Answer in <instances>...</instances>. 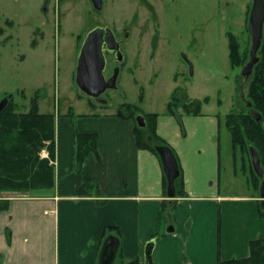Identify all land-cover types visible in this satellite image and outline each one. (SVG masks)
Listing matches in <instances>:
<instances>
[{"label":"crops","instance_id":"obj_1","mask_svg":"<svg viewBox=\"0 0 264 264\" xmlns=\"http://www.w3.org/2000/svg\"><path fill=\"white\" fill-rule=\"evenodd\" d=\"M156 114V134L176 157L184 197H167L161 161L137 146L134 120L115 112L58 114L54 188L26 198L3 197L8 206L0 211V264H97L108 236L119 240L117 261L143 264L150 239L156 240L154 264L246 258L249 243L264 237L260 196L254 187L231 193L221 186V116ZM77 134L96 136V152L80 172ZM85 181L96 186V194H79ZM169 226L172 233H166Z\"/></svg>","mask_w":264,"mask_h":264},{"label":"rangeland","instance_id":"obj_2","mask_svg":"<svg viewBox=\"0 0 264 264\" xmlns=\"http://www.w3.org/2000/svg\"><path fill=\"white\" fill-rule=\"evenodd\" d=\"M101 1L98 11L89 0H0V101L11 96L20 113L37 96L38 112L54 116L116 113L123 104L146 114L167 111L178 91L179 102L199 101L200 112L221 116V186L231 193L254 190L249 156L233 148L225 127L226 115L245 111L240 72L250 48L252 0H148L150 12L142 0ZM137 14L148 16L147 24L141 35L131 28L115 87L103 92V102L90 103L75 82L80 46L95 26H119ZM228 33L246 56L237 68L229 62ZM174 111L183 113L180 106ZM31 195L1 192L0 199Z\"/></svg>","mask_w":264,"mask_h":264},{"label":"trees","instance_id":"obj_3","mask_svg":"<svg viewBox=\"0 0 264 264\" xmlns=\"http://www.w3.org/2000/svg\"><path fill=\"white\" fill-rule=\"evenodd\" d=\"M249 13V8L246 15ZM228 37V58L232 68H237L244 62L246 56L239 53L236 38L231 33ZM258 63L254 66L252 75L246 85V95L242 98L245 111L226 115L225 127L229 132L233 148L249 156V146L258 153L260 164L264 171V23L262 28L261 45L257 53ZM241 83V80H240ZM241 91V90H240ZM7 97V96H6ZM4 97V98H6ZM36 98L30 101L27 112L17 111V105L12 97H8L7 104L0 113V193L1 192H26L32 195L50 191L55 185L54 171V139L55 116L42 114L37 110ZM90 103L94 102L88 99ZM179 102L178 91H175L167 106L168 113H175V107H182L183 113L199 114V101ZM250 104L248 106L247 104ZM251 111L260 115L256 121ZM141 115L145 121V127L135 125V138L140 149H146L159 158L154 146H168L155 131L156 113L141 114L137 106L123 104L117 109L115 116L132 119ZM180 123V116H177ZM149 138L151 141H149ZM95 134H77L76 136V161L75 171L80 172L85 158L95 151ZM169 147V146H168ZM42 151L47 152V157H41ZM160 160V159H159ZM179 168V167H178ZM249 172L253 187L259 189L260 180L254 173L251 163ZM175 198L184 197L182 174L179 168V176L174 182ZM166 178L163 174V187L166 191ZM96 186L85 181L79 189V194L86 196L96 194ZM8 200L0 199V211L7 209ZM173 206L170 210L172 211ZM161 209L159 214H163ZM259 216L264 222V206H259ZM107 230H115L108 228ZM113 264H138L137 259L117 261ZM217 264H264V237L249 243V255L242 259H230L218 261Z\"/></svg>","mask_w":264,"mask_h":264},{"label":"water","instance_id":"obj_4","mask_svg":"<svg viewBox=\"0 0 264 264\" xmlns=\"http://www.w3.org/2000/svg\"><path fill=\"white\" fill-rule=\"evenodd\" d=\"M96 10H100L102 6L101 0H89ZM264 23V0H252V5L248 17V33L250 36V48L248 53V60L240 72V90L241 98H244L243 88L247 85L250 76L252 75L254 66L258 63L259 57L257 55L262 40V28ZM94 36V35H93ZM92 37V36H91ZM84 41L79 52L77 67L75 72V82L78 89L86 97L92 98L95 103H101L98 99L99 95L106 90L103 79L104 60L100 53V38L94 36ZM8 97L0 101V113L5 108ZM250 106V104H247ZM252 117L260 120V115L251 111ZM135 123L139 128L145 127L143 116L137 115ZM149 141L151 139L149 138ZM159 159L161 161L162 169L166 178V195L170 199L175 198V180L179 176L178 162L171 148L168 146H154ZM250 163L254 173L260 180L259 196L260 206H264V171L260 164V158L257 151L249 146ZM173 227L169 226L166 233H172ZM156 240H148L143 248V264H154L153 251L155 249ZM119 247V240L115 236H108L105 238L98 257L97 264H113Z\"/></svg>","mask_w":264,"mask_h":264},{"label":"flooded vegetation","instance_id":"obj_5","mask_svg":"<svg viewBox=\"0 0 264 264\" xmlns=\"http://www.w3.org/2000/svg\"><path fill=\"white\" fill-rule=\"evenodd\" d=\"M142 1L145 9L149 12L152 11V6L148 2V0ZM147 17L148 16L142 17L139 14L132 15L129 20L119 22V26H117V24L115 25V23L113 24V27L108 24L97 25L87 33L85 40H87L91 36V38H93L95 35L100 38V53L104 60V68L102 73L106 89L115 87L119 74V68L126 61L124 46L132 34L131 28L137 29L138 35H141L142 28L146 27L147 24ZM152 46H154L155 48L156 42ZM81 47L82 46H80V50ZM102 94L103 93H101L98 97L101 102H103L100 98ZM86 98L94 102L92 98Z\"/></svg>","mask_w":264,"mask_h":264},{"label":"built area","instance_id":"obj_6","mask_svg":"<svg viewBox=\"0 0 264 264\" xmlns=\"http://www.w3.org/2000/svg\"><path fill=\"white\" fill-rule=\"evenodd\" d=\"M42 153L46 156V153H44V151H42ZM22 198H26V197H22Z\"/></svg>","mask_w":264,"mask_h":264}]
</instances>
